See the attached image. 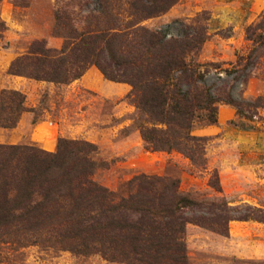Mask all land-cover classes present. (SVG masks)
<instances>
[{"label":"trees","instance_id":"obj_1","mask_svg":"<svg viewBox=\"0 0 264 264\" xmlns=\"http://www.w3.org/2000/svg\"><path fill=\"white\" fill-rule=\"evenodd\" d=\"M80 1L89 12L86 26L79 31L69 12L58 9L55 35L64 39L63 47L37 40L12 62L9 74L69 85L96 66L107 80L132 87L128 98L145 116L138 129L148 151L180 153L203 170H208L210 138L195 134L200 122L216 124L220 104L251 120L264 109V96L237 99L219 72L210 84L211 72L188 61L194 49L202 50L205 31L187 26L193 33L168 37L166 29L142 26L180 0ZM260 19L247 29L254 48L246 66L227 71L231 84H246L264 55V34L258 35L264 15ZM28 111L23 92H1V128L15 129ZM98 151L89 141L66 138L56 152L0 144V241L100 256L115 264H189V225L228 236L232 222L264 223L263 207L232 205L225 197L197 199L170 177L136 176L130 193L118 195L94 178L106 165L97 159ZM209 185L223 193L217 169Z\"/></svg>","mask_w":264,"mask_h":264},{"label":"rangeland","instance_id":"obj_2","mask_svg":"<svg viewBox=\"0 0 264 264\" xmlns=\"http://www.w3.org/2000/svg\"><path fill=\"white\" fill-rule=\"evenodd\" d=\"M257 1L260 9L248 24L240 29L230 24L219 32L224 39L231 37L229 47L210 45L213 2L209 0H180L167 13L144 21L142 26L150 30L166 29L170 36L193 33L187 26L205 31L207 41L202 50L194 49L188 61L202 64V71L211 72L210 84L217 81L214 74L219 72L228 80L235 98L255 101L264 96V55L246 84H231L233 76L227 71L244 68L254 48L247 29L264 15V0ZM58 9L69 12L79 31L86 26L89 12L86 2L80 0H0V24H5L0 34V95L5 89L19 90L25 94L30 110L15 129L0 127V144L36 145L45 149L42 141L45 135L50 140L48 146L53 147L51 152H56L61 138L85 140L97 145V159L106 164L97 169L95 180L118 195L127 196L132 180L146 174L177 179L181 190L197 199L225 197L232 205L264 208V109L251 120L240 118L234 107L220 104L217 123L210 125L218 126L219 131L212 136L203 134L210 126L201 121L195 134L210 138L206 156L208 170H203L180 153L147 150L138 129L145 122V116L128 98L132 90L129 84L119 83L124 86L119 90L115 87L117 82L107 80L102 74L103 84L93 89L80 85L77 80L64 85L9 74L12 62L27 54L33 42L46 40L51 48L63 47L64 39L55 35ZM211 63L219 69L216 71L207 65ZM225 108L233 109L234 113L224 115ZM215 169L219 171L223 193L209 185ZM187 247L189 264H264V223L232 222L228 236L189 225ZM0 264L115 263L100 256H78L0 241Z\"/></svg>","mask_w":264,"mask_h":264},{"label":"crops","instance_id":"obj_3","mask_svg":"<svg viewBox=\"0 0 264 264\" xmlns=\"http://www.w3.org/2000/svg\"><path fill=\"white\" fill-rule=\"evenodd\" d=\"M205 1V0H201ZM213 2L210 9L213 12V17L210 22V45L220 44L225 47H229L228 43L231 37H222L220 31L228 27L230 24H234L235 28H241L244 24H248L253 17L256 16L260 9V3L257 0H209ZM251 4V5H250ZM102 73L96 67L88 70V72L79 80L80 85L97 89L103 84ZM75 81V82H77ZM119 90H123L124 86L116 83L115 86ZM224 115H230L234 113L231 108H225ZM44 128V126H42ZM54 130V129H53ZM219 131L218 126H210L203 130V134L207 136L216 135ZM43 143L46 145V150L52 151L53 147H49L47 142L50 141L48 137L43 136Z\"/></svg>","mask_w":264,"mask_h":264},{"label":"built area","instance_id":"obj_4","mask_svg":"<svg viewBox=\"0 0 264 264\" xmlns=\"http://www.w3.org/2000/svg\"><path fill=\"white\" fill-rule=\"evenodd\" d=\"M168 37H171L170 35Z\"/></svg>","mask_w":264,"mask_h":264}]
</instances>
